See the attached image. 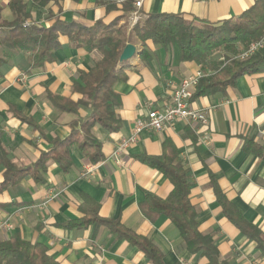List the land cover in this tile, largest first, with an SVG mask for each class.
Here are the masks:
<instances>
[{
  "label": "crops",
  "instance_id": "crops-1",
  "mask_svg": "<svg viewBox=\"0 0 264 264\" xmlns=\"http://www.w3.org/2000/svg\"><path fill=\"white\" fill-rule=\"evenodd\" d=\"M9 0H0L2 20L11 19ZM27 3L31 21L49 26L55 19L84 27L101 20L119 25L128 14L107 13L98 0H65L39 10ZM256 0H144L139 10L142 18L149 14L180 15L195 24H218L236 18ZM122 0H117L120 8ZM54 61L42 69L31 70L28 54L2 51L6 63L0 67V145L6 157L18 167L35 163L55 139L69 135L77 115L58 112L49 96L77 100L73 90L78 73L88 71L100 58L69 46L65 36ZM136 48L129 61L126 80L113 90L120 98L116 115L121 121L118 132L109 133L99 126L92 129L100 144L102 160L93 164L74 143L69 150L71 167L64 173L49 160L41 183L30 175L0 192V242L17 236L46 247L57 264H153L136 247L117 238L106 225L65 228L69 222L81 221L92 202L98 216L116 221L151 242L162 254L164 264H208L205 257L189 254L178 231L164 216L151 220L143 211L145 195L165 200L172 185L165 176L140 162L142 155L159 156L165 142L177 151V160L188 172L191 183L189 201L196 212L199 232L211 237L219 260L227 264H264V254L257 243L243 234L226 216L217 193L230 206L229 215L254 227L264 247V70L236 80L223 95L204 96L190 101V107L202 111L206 124L191 128L184 122L165 127L159 133L144 132L116 164L111 154L116 144L130 135L135 120L151 110L164 108L170 102L172 88L183 78L201 71L194 61H180L174 45L158 46L146 41ZM141 49L144 58H140ZM29 120L23 122L14 114ZM207 137L208 144L200 141ZM86 166H94L89 177H83ZM4 167L0 164V184Z\"/></svg>",
  "mask_w": 264,
  "mask_h": 264
},
{
  "label": "trees",
  "instance_id": "trees-1",
  "mask_svg": "<svg viewBox=\"0 0 264 264\" xmlns=\"http://www.w3.org/2000/svg\"><path fill=\"white\" fill-rule=\"evenodd\" d=\"M65 0H30L31 5L42 10L49 5H59ZM107 13L120 12L121 16L133 11L132 0H122L117 8V0H98ZM7 7L11 13L10 21H3L0 5V49L6 52L28 54L31 70H39L46 63L54 61V53L59 49V37L65 36L69 46L83 49L88 53L96 51L100 58L95 60L88 71L78 73L73 84L74 92L80 96L77 100L49 96L53 107L61 113L77 115L79 108L87 114L78 118L67 138L52 141L51 147L40 154L38 160L27 166L18 167L6 157V151L0 145V164L4 167L3 182L0 192L14 186L22 178L30 175L41 183L47 163L52 160L66 173L71 167L69 150L76 143L80 152L93 164L102 160L100 144L93 137L92 129L99 126L109 133L119 131L121 121L116 115L120 106L119 95L113 90L117 82L126 80L129 61L119 63V57L128 43L136 41L141 47L146 41L158 46L174 45L178 49L180 61H194L200 66L203 77L198 80L191 100L198 97L223 95L236 80L246 75H253L264 70V48L254 55L239 59L237 56L257 41L264 31V0H256L253 5L236 18L224 20L218 24H195L180 15L149 14L145 20L132 28L119 25L118 20L105 23L95 21L84 27L76 22H64L55 19L49 26H42L31 21L25 0H9ZM25 22L30 25L24 26ZM222 51L221 60H211L216 50ZM140 58L145 52L141 49ZM6 63L0 56V67ZM23 122L29 120L14 114ZM253 152L264 157L259 147ZM176 149L168 142L163 145L159 156L142 155L139 160L144 165L161 173L172 185V190L165 200H159L151 194L145 195L143 211L153 220L156 216L166 217L176 228L189 254L199 255L208 260V264H227L219 260V255L211 237L202 235L198 230L196 212L189 201L191 183L188 172L177 160ZM224 213L237 228L257 243L264 254L261 235L254 227L227 212L230 206L217 193ZM87 209L85 218L64 225L75 226L106 225L117 238L123 239L141 251L153 264H164L161 252L147 239L123 228L118 222L104 220L98 216L97 207L85 200ZM0 264H57L47 253L45 246L31 243L15 236L11 240L0 242Z\"/></svg>",
  "mask_w": 264,
  "mask_h": 264
},
{
  "label": "built area",
  "instance_id": "built-area-1",
  "mask_svg": "<svg viewBox=\"0 0 264 264\" xmlns=\"http://www.w3.org/2000/svg\"><path fill=\"white\" fill-rule=\"evenodd\" d=\"M144 0H132L133 11L129 12L126 25L132 28L141 21L139 10ZM30 25L25 22L24 26ZM264 48V31L260 38L252 42L248 48L237 56L239 59H246L259 50ZM203 77L202 71H197L193 75L183 78L175 85L170 94V102L164 108L149 111L145 117L135 120L130 135L121 139L111 154V159L116 163H121V157L132 145L136 144L139 136L144 132L159 133L165 127H172L178 122H184L187 126L195 129L205 125L207 120L205 114L197 109L190 107V101L193 92L197 86L198 80ZM200 141L208 144L207 137H200ZM95 171L94 166H86L83 177H89ZM8 227L6 222L0 223V230Z\"/></svg>",
  "mask_w": 264,
  "mask_h": 264
},
{
  "label": "water",
  "instance_id": "water-1",
  "mask_svg": "<svg viewBox=\"0 0 264 264\" xmlns=\"http://www.w3.org/2000/svg\"><path fill=\"white\" fill-rule=\"evenodd\" d=\"M135 55L136 48L131 44H127L119 57V63L130 61Z\"/></svg>",
  "mask_w": 264,
  "mask_h": 264
},
{
  "label": "rangeland",
  "instance_id": "rangeland-1",
  "mask_svg": "<svg viewBox=\"0 0 264 264\" xmlns=\"http://www.w3.org/2000/svg\"><path fill=\"white\" fill-rule=\"evenodd\" d=\"M145 20V18H142L141 17V21ZM1 49H0V56H1ZM222 58V51L219 49V50H216L214 53H213V56L211 57V60H221Z\"/></svg>",
  "mask_w": 264,
  "mask_h": 264
}]
</instances>
